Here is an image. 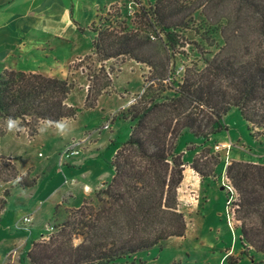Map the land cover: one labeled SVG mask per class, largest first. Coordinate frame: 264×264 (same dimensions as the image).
<instances>
[{"label": "trees", "instance_id": "16d2710c", "mask_svg": "<svg viewBox=\"0 0 264 264\" xmlns=\"http://www.w3.org/2000/svg\"><path fill=\"white\" fill-rule=\"evenodd\" d=\"M197 2L207 12L217 10L213 20L207 14L202 23L218 32L222 44L215 51H199L197 59L183 67L177 83L171 79L169 60L178 35L170 19L186 7L180 0H155L150 12H141L145 28L152 31L149 34L90 27L96 62L127 56L149 66L152 83L121 114L132 127L113 154L110 182L94 195V204L83 201L46 239L31 243L25 258L29 264H116L170 238L184 237L187 226L177 208L184 162L176 152L177 139L186 132L208 139L221 130L223 116L231 109L238 110L249 127L264 128V0ZM155 25L160 26L158 31ZM152 37L158 40L157 62L149 61L146 51ZM167 78L168 84L160 83ZM104 80L106 88L110 80L105 73ZM71 88L58 78L4 69L0 73V120L7 127L18 121L33 137L41 123L74 118L77 110L66 104ZM92 91L86 94L89 107L99 94V90L94 95ZM5 132L0 129V136ZM197 162L193 159L190 168L204 177ZM226 176L237 194L241 239L264 253V166L232 161L226 166Z\"/></svg>", "mask_w": 264, "mask_h": 264}, {"label": "rangeland", "instance_id": "374dc122", "mask_svg": "<svg viewBox=\"0 0 264 264\" xmlns=\"http://www.w3.org/2000/svg\"><path fill=\"white\" fill-rule=\"evenodd\" d=\"M154 2L125 0L120 5L111 4L100 11L92 25L112 33L142 35L146 30L149 34L152 31L145 28L141 12H150ZM180 3L186 7L170 19L178 35L174 56L169 60L173 71L171 79L175 83L180 81L183 67L197 59L199 51H215L222 44L218 32L209 30L202 23L207 14L213 20L216 9L207 12L197 0H180ZM159 29L160 26H156V30ZM84 38L92 47L93 33L85 32ZM156 38L149 39L146 48L151 62L158 61L154 58L159 52ZM64 46V43L59 45L60 54L68 53ZM92 51L62 67V74H59V79L72 86L66 104L77 110L74 118L64 119L53 127L42 125L33 138L27 134L16 135L22 131L27 133L18 121L7 127V123L0 120V129H6L0 136V264H18L16 256L23 259L22 264H29L25 258L31 243L41 236L46 235L43 238L46 239L55 231L54 226L63 222L68 212L79 207L82 201L94 204V195L104 188L100 184H107L112 178L113 154L128 139L132 127V122L121 114L150 86L152 70L127 56L100 64ZM104 73L110 80L106 88H103ZM169 80L160 83L165 85ZM88 90H93L92 95L99 90L90 107L86 102ZM221 123V130L208 139L186 132L175 143L176 152L181 154L184 162L185 180L182 179L177 189V208L187 226L184 237L170 238L163 245L138 252L129 260L121 258L116 264H231L234 261L236 264H264V253L255 251L241 239L240 221L235 212L236 193L229 215L226 214L228 193L222 185V179L227 178L229 162L264 166V128L249 127L236 109L227 112ZM70 144L78 145L79 156L60 161L59 155ZM222 144L227 146L222 147ZM215 146L220 147L216 149ZM2 154L11 156L16 166ZM193 159L205 172L204 177L190 168ZM77 160L84 162L78 165ZM185 169L188 170L184 175ZM32 181L30 188L20 185ZM84 183L91 189L100 186L83 199ZM63 196L65 204L60 205ZM38 207L41 210L36 212ZM23 211H29L32 216L29 235L9 227ZM46 225L53 229L45 231ZM21 242L26 245L19 246ZM13 250L17 252L14 261V256L8 257Z\"/></svg>", "mask_w": 264, "mask_h": 264}, {"label": "crops", "instance_id": "0c3cea01", "mask_svg": "<svg viewBox=\"0 0 264 264\" xmlns=\"http://www.w3.org/2000/svg\"><path fill=\"white\" fill-rule=\"evenodd\" d=\"M122 1L125 0H0L1 71L10 67L13 70L39 73L59 79V74H62V67L69 66L74 60L90 54L92 47H89L88 40L84 38V35L87 31L89 33V28L96 21L100 11L111 4L120 5ZM61 43H64V47L68 48L67 54L66 52L59 53ZM61 122L41 123L40 126L53 127ZM22 134L26 135L27 133L22 131L16 135ZM5 157L15 164L11 156ZM76 162L80 165L84 161L77 160ZM187 170H184V175ZM100 185L103 186L104 184ZM100 185L91 189L89 184H82L83 199L90 196V193L97 190ZM50 195H52V192L48 196ZM68 196L71 195L68 194ZM60 200V205L65 204L64 196L60 197ZM42 206H44V203ZM65 208L72 209L66 206ZM47 209L49 208L47 207ZM40 210L41 208L36 212ZM29 213V211H23L20 215L18 213V216L9 227L16 230L13 228V224L23 216H31ZM48 226L51 225H46L45 231ZM22 231L28 235L31 233L30 227L28 230ZM45 236H41L38 240L43 239ZM25 245V242H21L19 246L24 247ZM16 253L13 250L8 257L12 258L14 256V261ZM16 258H18L17 261L20 264V257L16 256Z\"/></svg>", "mask_w": 264, "mask_h": 264}, {"label": "built area", "instance_id": "2783aa9c", "mask_svg": "<svg viewBox=\"0 0 264 264\" xmlns=\"http://www.w3.org/2000/svg\"><path fill=\"white\" fill-rule=\"evenodd\" d=\"M106 126L107 125H104V127ZM77 146H78L77 144H70L66 146L62 150L61 154L59 155L60 161H63L65 159L67 160V159H70V158H73L79 155L80 151ZM221 146L224 147L227 145L222 144ZM219 147L220 146H215L216 149H218ZM222 185L225 191L228 193V199L225 202V212L227 215H229V212L231 210L230 206L233 202V196H234L235 191L231 183L229 182V180L225 177L222 179ZM30 224H31V216H23L19 221L13 224V228L16 230H28ZM51 229H53V227L48 226L46 231H50Z\"/></svg>", "mask_w": 264, "mask_h": 264}]
</instances>
